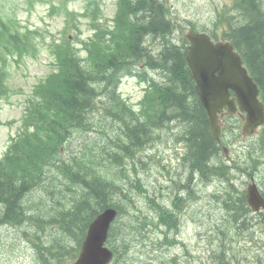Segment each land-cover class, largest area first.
Masks as SVG:
<instances>
[{"label": "trees", "instance_id": "trees-1", "mask_svg": "<svg viewBox=\"0 0 264 264\" xmlns=\"http://www.w3.org/2000/svg\"><path fill=\"white\" fill-rule=\"evenodd\" d=\"M99 7L98 0H86L83 14L89 19L87 24L92 33L79 40L71 34L78 30L75 15L64 6L65 26L61 39H52L47 45L54 60L51 64L56 70L51 67L32 90L20 131L0 159V222L24 219L22 196L34 185L42 183L46 173L65 181L64 187L72 193V202L67 204L68 208H58L53 218L60 233V243L51 250L57 248L60 253L69 249L65 242L69 240L73 241V248L69 250L74 254L87 224L109 204L118 203L114 198L118 193L112 194V181L102 176L107 173L103 168L108 167L102 165L104 155L109 165L123 156H134L132 151L141 149L148 139L155 105L160 104L155 115L158 121L167 113L192 124L188 146L193 166L203 174L215 171L219 177L232 178V172L222 164L216 167L207 164L213 151V142L207 134V119L194 92L183 46H176L170 39L173 26L166 19L163 1L116 0L111 24L100 17ZM232 7L242 22L239 18H230L233 22L228 24L225 37L241 54L264 103V0H232ZM0 36H4L1 46L12 55L20 58L37 52L39 43L35 30L19 32L7 28ZM145 40L160 41L155 53L145 47ZM79 51L84 52V57ZM140 66L166 71L167 83L166 86L152 83L140 101L141 109L134 112L115 96L112 86L121 69L139 72ZM103 98L104 102L98 101ZM94 112L102 113L118 128L117 135L113 134L110 139L111 147L100 148L97 152L95 147L100 144L92 141L80 152L68 151L67 156L62 157L61 146L70 145L71 138L100 125ZM257 147H264V130ZM248 167L256 169L257 166L245 165L243 171ZM236 198L237 193L226 200V205L230 222L240 230L246 227L249 210L242 192ZM122 225L117 219L108 236V245L117 262L129 253L127 237L132 229L129 225Z\"/></svg>", "mask_w": 264, "mask_h": 264}, {"label": "rangeland", "instance_id": "rangeland-1", "mask_svg": "<svg viewBox=\"0 0 264 264\" xmlns=\"http://www.w3.org/2000/svg\"><path fill=\"white\" fill-rule=\"evenodd\" d=\"M30 1L32 2V6L29 4ZM59 1L0 0V17L2 19H14L21 29H33L39 33L41 38L48 42L49 39L57 38L60 30L63 29L64 20L63 15L59 11ZM66 1H70L68 3L70 10L78 14L82 12L84 6L81 0ZM169 3L171 4L174 16L181 23L183 20H188L200 25L209 24L214 19V11L223 3V0H169ZM51 5L54 6L53 13L49 9ZM100 6L104 17L110 19L115 11L114 0H100ZM76 18L75 23L78 25L81 36H88L89 31L84 20L79 15H76ZM45 47L40 50L36 58H24L19 63L14 62L10 57L7 58L5 64L7 92L5 94L0 92V156L5 151L11 137H14L18 133L26 99L34 84L49 71L50 56ZM141 88L142 85L137 80L127 79L122 82L120 92L131 103H136L141 95ZM245 141L246 139L243 142ZM80 145L77 140H73L70 148L75 149ZM155 151L159 156L163 157H167L169 154V151L162 144L157 146ZM153 154L154 149L146 150L141 155V158L147 162V166H142L136 162V174H129L131 182L134 183L135 179H139L143 188H145L144 191L132 189L138 209L131 210L129 213L133 214L135 218L136 216H140V214L147 215L153 212V203L144 197V193L149 196L153 195L154 200L161 203L160 194L163 193L162 196H165V185L169 184L167 175L160 168L149 162L148 158L152 157ZM113 168L115 169L116 167ZM263 175V169L259 170L258 168L255 179L258 180ZM245 178L243 174L242 176L236 174V180L238 181L239 179L240 181L245 180ZM49 181L52 182V179H49ZM214 187L218 188L219 185H215L209 189H203V186L198 188V192L201 194L200 200L192 203L189 212L180 218L179 228L167 232L169 238H177L176 242L178 244L165 249L164 252H157L158 257L169 259L175 256L180 264H211V250L217 247L215 224L219 223L222 215L212 204H209L211 200L208 194ZM47 190L46 192L35 190L24 200L28 207V213L32 214L34 219H38L46 211L54 209L58 201L63 197V194L59 190H53V194L51 195ZM223 191L227 190L223 189ZM163 199L168 202L165 198ZM36 225H38L36 221H31L21 226H4L0 228V264H28L29 261L33 264V246L35 245L33 241H36L34 233V230L37 228L35 227ZM254 229V236L262 241L264 239L263 228L255 225ZM150 233L153 240L154 235H157L159 232L152 226ZM38 236L40 239L45 238L46 241L50 242L53 239H58L59 235L55 229L46 226L45 232ZM146 247L147 245L144 247L138 245V249ZM246 247L250 248V244H247ZM254 247H257V245L252 248ZM252 248L249 249V255L253 254L255 250ZM137 254L135 250H132L129 256L130 261H136ZM260 254L264 258V252L261 251ZM250 257H247L244 264H249ZM48 258L51 257L47 255L46 259ZM179 263L168 261L166 264Z\"/></svg>", "mask_w": 264, "mask_h": 264}, {"label": "water", "instance_id": "water-1", "mask_svg": "<svg viewBox=\"0 0 264 264\" xmlns=\"http://www.w3.org/2000/svg\"><path fill=\"white\" fill-rule=\"evenodd\" d=\"M187 61L197 82V92L210 116L213 135H216L218 130L216 111L222 106L229 112L234 110L233 102L228 101L227 96L224 95L226 87H233L236 90L240 110L247 112L243 130L250 134L257 125L261 124L263 114L262 107L256 99V87L241 68L240 59L231 52L230 45L212 47L207 41H201L197 48L190 49ZM214 71L218 74L216 78H213ZM219 84L223 85L224 91L216 92L219 95L213 98L212 93L217 90ZM245 197L253 210H258L263 205L254 186L248 187ZM114 215V211L106 210L89 225L81 252L74 264H107L109 262L112 255L103 248V244Z\"/></svg>", "mask_w": 264, "mask_h": 264}, {"label": "bare ground", "instance_id": "bare-ground-1", "mask_svg": "<svg viewBox=\"0 0 264 264\" xmlns=\"http://www.w3.org/2000/svg\"><path fill=\"white\" fill-rule=\"evenodd\" d=\"M231 180H232L233 182H238V180H236V174H235V172H232V178H231ZM239 181H240V179H239ZM226 190H227V189H226ZM229 194H230V193H229ZM235 194H236V192H235ZM235 194H234V195H230L229 198H230L231 196L234 197ZM0 212H1V210H0ZM49 256H50L51 258H48V259H47L48 261L54 259L51 255H49ZM219 264H220V263H219Z\"/></svg>", "mask_w": 264, "mask_h": 264}]
</instances>
